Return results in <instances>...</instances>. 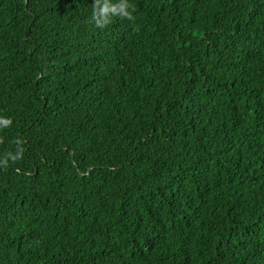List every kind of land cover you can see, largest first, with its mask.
<instances>
[{
	"label": "trees",
	"instance_id": "obj_1",
	"mask_svg": "<svg viewBox=\"0 0 264 264\" xmlns=\"http://www.w3.org/2000/svg\"><path fill=\"white\" fill-rule=\"evenodd\" d=\"M126 2L0 0V264H264V0Z\"/></svg>",
	"mask_w": 264,
	"mask_h": 264
},
{
	"label": "clouds",
	"instance_id": "obj_2",
	"mask_svg": "<svg viewBox=\"0 0 264 264\" xmlns=\"http://www.w3.org/2000/svg\"><path fill=\"white\" fill-rule=\"evenodd\" d=\"M131 5L126 0L120 3H112L111 0H94L91 20L99 28H103L113 16H125L133 18V13L129 9ZM12 125V120L6 116H0V128H7ZM17 147L0 154V167H6L10 162H16L23 158L24 149L21 147L22 141H15Z\"/></svg>",
	"mask_w": 264,
	"mask_h": 264
}]
</instances>
